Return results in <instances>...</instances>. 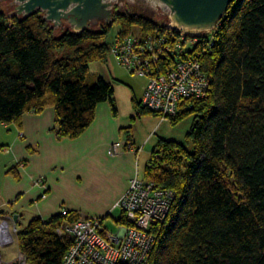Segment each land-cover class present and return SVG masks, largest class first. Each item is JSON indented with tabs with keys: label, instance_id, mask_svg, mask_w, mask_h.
Listing matches in <instances>:
<instances>
[{
	"label": "trees",
	"instance_id": "trees-1",
	"mask_svg": "<svg viewBox=\"0 0 264 264\" xmlns=\"http://www.w3.org/2000/svg\"><path fill=\"white\" fill-rule=\"evenodd\" d=\"M114 25L118 36L160 27L130 10L114 9L112 22L82 32L57 30L40 9L27 17L0 11V123L53 106L57 137L75 138L101 102L117 114L114 85L88 80L92 63L108 62ZM193 52L211 78L209 93L181 102L169 121L193 116L185 143L160 138L144 170L146 179L176 194L151 264H264V0L232 1ZM133 106L139 117L159 116L136 99ZM9 172L18 177L16 167ZM79 218L76 210L36 216L18 230L27 263L61 264L72 240L56 228Z\"/></svg>",
	"mask_w": 264,
	"mask_h": 264
},
{
	"label": "built area",
	"instance_id": "built-area-1",
	"mask_svg": "<svg viewBox=\"0 0 264 264\" xmlns=\"http://www.w3.org/2000/svg\"><path fill=\"white\" fill-rule=\"evenodd\" d=\"M160 9L166 13L165 20L155 32L144 35L136 31L126 35L113 44L111 54L116 64L127 72L146 76L141 104L166 121L176 115L184 99L205 97L211 88V78L193 54L203 34L188 36L172 24L168 7ZM123 152L120 142L110 147L111 154ZM39 182H43L42 178ZM175 197V191L158 187L153 180L132 177L116 203L125 218L118 223V233L108 229L104 219L98 216L65 219L57 226L60 238L72 240L61 264H151L156 233L169 215ZM60 213L66 216L67 210ZM11 221L14 219L0 221V245L16 239L17 229L14 234ZM0 264H28L27 256L20 251L14 261L5 263L0 253Z\"/></svg>",
	"mask_w": 264,
	"mask_h": 264
},
{
	"label": "crops",
	"instance_id": "crops-1",
	"mask_svg": "<svg viewBox=\"0 0 264 264\" xmlns=\"http://www.w3.org/2000/svg\"><path fill=\"white\" fill-rule=\"evenodd\" d=\"M93 64L97 65L94 72L99 77L115 84V101L118 103L117 108L119 107L117 114L113 113L109 102H101L97 106L93 123L75 138L57 137L53 106L47 107L41 113H26L20 122L0 123V126L13 129L1 143L3 145H0L10 147L4 154L5 163L0 164V210L4 212L3 219L9 220L15 214L18 215V223L24 217H29V221L36 216L48 219L67 209L76 210L81 217L98 216L105 220L126 192L129 180L135 175L140 176L136 156L131 152L112 155L109 151L114 142L125 144L129 140L140 145L136 142L133 130L125 136L121 131L124 126H128L129 119L125 116L121 119L116 83L122 81L129 85L127 81L132 77L129 74L111 72L108 70V63L104 62L92 63L90 72ZM91 77L90 82L97 79L94 74ZM146 83L145 80L141 88L130 86L132 112L135 111L133 99L141 101ZM132 118L131 116V121ZM156 128L157 126L154 130ZM153 134L155 133H148V139L144 141L146 146L151 143ZM24 162L25 164H21ZM12 167H16L18 177L9 172ZM40 177L44 178L43 183L36 185L35 179ZM95 183L104 186L105 192H108L107 199L93 206L94 210L82 211L83 207L79 208L78 203L73 201L90 196V186ZM44 190H47V196L41 199Z\"/></svg>",
	"mask_w": 264,
	"mask_h": 264
},
{
	"label": "rangeland",
	"instance_id": "rangeland-1",
	"mask_svg": "<svg viewBox=\"0 0 264 264\" xmlns=\"http://www.w3.org/2000/svg\"><path fill=\"white\" fill-rule=\"evenodd\" d=\"M19 4L18 0H0V11H3L4 13H6L8 16H11L15 13V7ZM113 8L120 10V11H125V10H130L132 12L138 13L140 15H144L150 19H152L153 21H155V23H161L163 19V17L166 14L165 12H162V10L160 9V7H156L155 5H153L152 3H150L147 0H126L124 2L118 3L117 0H113ZM45 15V13H44ZM57 30H60V27H56ZM138 31V29H136ZM118 31H119V27L117 25H114L111 33L109 35V42H111L110 44V49H109V57H108V70H110L111 72H116L117 74L119 73H123V74H129L132 78L129 79L127 82L129 83L125 84L121 81L116 83L117 86V93L118 96L120 98V113H121V119L123 118V116H125L126 118H128L129 120V124L128 126H124V128L121 130L122 134L125 136L127 133L132 132L133 130V134L135 133V139L137 144L140 145H135L134 143L130 142L129 140H127L128 142H126L125 144H121L124 146L123 150L125 152H131L134 156L137 157L138 163H137V167H139L140 169V176L139 175H135L140 177L141 179H146L144 176V170L145 167L147 165V163L150 160V157L152 155V150L156 148L157 143L159 141L160 138L163 139H168V140H175L177 142L180 143H185L186 141V134L189 131L191 125H192V121H193V116L192 115H188L185 118L181 119L179 122H177L176 124H172L169 120L164 121L162 124L160 122H162L163 120L161 119L160 115L159 116H154V115H143L141 117H139L137 115L136 111H131V109L133 110L132 107V100H131V87L132 86H136V87H142L144 81H147L146 76H142L139 75L137 72L134 73H130L127 72L126 70H124L123 68H121L119 65L116 64V61L113 57V55L111 54V48L113 47V44L117 42L118 39L123 38L125 36H118ZM113 62H112V61ZM105 63V62H104ZM105 63V64H106ZM100 64V63H98ZM96 64L92 65V69L91 72L88 76V80L91 81L92 79V74H94L96 76V78H98L99 74H96L94 72L95 68H96ZM106 73H110L109 71H106ZM107 75V74H106ZM114 82H116V80H114ZM124 84V85H122ZM147 84V83H146ZM131 86V87H130ZM115 87V84H114ZM130 89L128 90L127 88ZM146 87V86H145ZM145 90V89H144ZM139 90H136V92H138ZM144 93V92H143ZM143 96V95H142ZM142 99V98H141ZM117 102V101H116ZM118 104V103H117ZM129 104V105H128ZM142 105V104H141ZM119 108V107H118ZM135 110V109H134ZM131 116L135 117V119L133 121H131ZM122 121V120H121ZM160 126H159V125ZM157 126V128L154 130V128ZM159 128V129H158ZM158 129V130H157ZM13 130V129H12ZM11 129H7L6 127L0 126V145H3L1 143H3V141L5 140V138L10 134V132L12 131ZM155 133L153 134L154 137L151 141V143L149 145L146 146V144L144 143V141H146L148 139V133ZM122 135V136H123ZM22 137V136H20ZM113 144V143H112ZM112 144L110 145V147L112 146ZM110 147H109V151H110ZM5 148H9V146H2L0 149V164H4L5 160H6V156L4 155L5 153H7V151L5 150ZM140 148V150H138ZM149 152V153H148ZM123 153H119V154H115V155H122ZM114 155V154H112ZM23 162V161H22ZM20 164V163H19ZM21 164H25L21 163ZM146 164V165H145ZM37 178L35 179V184L36 185H40L43 182H39V179ZM42 180H44V178H42ZM148 180V179H146ZM130 182V180H129ZM129 186V184H128ZM90 196L87 197H82L78 200L73 201L74 203H78L79 208L82 209V211H90V210H94L95 205H99V203L101 202V200H106L107 199V191L105 192V188L101 183H95L92 186H90ZM47 196V190H44L43 193L41 194V199L45 198ZM68 204L70 202H67ZM122 215V211L120 208L116 207L114 208L110 214L107 216V218L104 220V225L110 229L112 232L114 233H118L119 231V219ZM81 217V216H80ZM86 216H82L81 218H84ZM29 217H24L22 219H20L19 223H15L11 221V225H12V230L13 233H15V229L21 230L24 229L26 227V225L29 222ZM19 246H18V242L15 239L12 243H8V244H4V245H0V253L2 256V260L5 263L14 261L18 256H19Z\"/></svg>",
	"mask_w": 264,
	"mask_h": 264
},
{
	"label": "water",
	"instance_id": "water-1",
	"mask_svg": "<svg viewBox=\"0 0 264 264\" xmlns=\"http://www.w3.org/2000/svg\"><path fill=\"white\" fill-rule=\"evenodd\" d=\"M15 13L27 17L38 9L54 27L72 28L82 32L89 26L110 23L113 20V0H18ZM126 0H117L118 3ZM156 7L166 6L171 10L172 24L188 36L200 37L211 32L234 0H147ZM18 222V215H14Z\"/></svg>",
	"mask_w": 264,
	"mask_h": 264
},
{
	"label": "bare ground",
	"instance_id": "bare-ground-1",
	"mask_svg": "<svg viewBox=\"0 0 264 264\" xmlns=\"http://www.w3.org/2000/svg\"><path fill=\"white\" fill-rule=\"evenodd\" d=\"M7 233H4V235H6Z\"/></svg>",
	"mask_w": 264,
	"mask_h": 264
},
{
	"label": "flooded vegetation",
	"instance_id": "flooded-vegetation-1",
	"mask_svg": "<svg viewBox=\"0 0 264 264\" xmlns=\"http://www.w3.org/2000/svg\"><path fill=\"white\" fill-rule=\"evenodd\" d=\"M14 219V218H13ZM18 223V222H17Z\"/></svg>",
	"mask_w": 264,
	"mask_h": 264
}]
</instances>
